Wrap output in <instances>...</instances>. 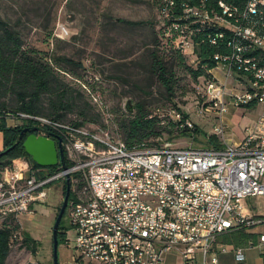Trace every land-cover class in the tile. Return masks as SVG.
Here are the masks:
<instances>
[{
    "label": "built area",
    "instance_id": "2783aa9c",
    "mask_svg": "<svg viewBox=\"0 0 264 264\" xmlns=\"http://www.w3.org/2000/svg\"><path fill=\"white\" fill-rule=\"evenodd\" d=\"M161 6L165 47L195 57L194 36L203 32L202 42L230 49L214 55L211 77H201L196 85L200 110L219 119L212 133L222 137L224 147H178L164 139L153 147H130L108 130L0 112V120H34L62 139L66 168L59 165L44 177H37L39 169L25 172L26 165L5 169L0 215L31 214L46 201V187L69 175L74 194L69 224L77 251L70 263L164 264L173 254L179 264H218L211 251L220 234L264 220L244 211L246 198L264 195V0H180V5L162 0ZM212 24H221L222 34L209 32ZM244 105H260L261 113L242 139L227 143L224 113ZM173 114L182 119L181 112ZM181 126L194 128L188 118ZM235 254L241 260L242 248Z\"/></svg>",
    "mask_w": 264,
    "mask_h": 264
},
{
    "label": "rangeland",
    "instance_id": "374dc122",
    "mask_svg": "<svg viewBox=\"0 0 264 264\" xmlns=\"http://www.w3.org/2000/svg\"><path fill=\"white\" fill-rule=\"evenodd\" d=\"M0 17L19 32L24 46L47 48L45 39L51 31L50 48L82 63V66L65 63L54 67L59 88L40 95L39 117L50 118V101L65 90L66 100L75 101L69 102L72 106L63 111L64 117L59 122L73 124L85 120L82 127L108 130L122 139L120 122L134 113L135 103L144 101L147 109L159 114L164 122L173 119V108H180L198 129L190 131L192 136L173 132L169 138L170 135L164 133V140L178 147H210L208 139L219 119L212 112L201 111L202 105L197 103L195 81L187 69V66L196 67L195 57L185 55L184 65L175 67L173 100L163 94L161 84L149 73L148 49L156 48L169 57L178 55L174 49L162 45L156 0H0ZM214 73L223 80L222 71ZM18 91L19 88H1L0 104H6L7 110H15ZM92 96L101 99L105 107ZM261 110L260 105L229 106L223 116L226 142L239 141ZM80 111H84V115ZM4 122L15 127L23 124L24 118H7ZM217 137L223 142L222 137ZM16 164L26 165L25 172L31 170L23 157L14 159L12 167ZM64 183L63 180L51 182L46 187V201L37 204L31 214L16 219L21 229L29 232L39 245L32 252L20 239L15 241L6 264H54L52 228L64 198ZM244 202L247 206L254 203L258 209H264V195L248 197ZM69 206L63 217L68 225V229H63L65 240L58 245L59 264H70L77 255L75 233L69 224ZM4 220L0 215V225ZM176 259L168 255L164 264H176ZM84 264L100 263L84 261Z\"/></svg>",
    "mask_w": 264,
    "mask_h": 264
},
{
    "label": "trees",
    "instance_id": "16d2710c",
    "mask_svg": "<svg viewBox=\"0 0 264 264\" xmlns=\"http://www.w3.org/2000/svg\"><path fill=\"white\" fill-rule=\"evenodd\" d=\"M158 3V12L161 9V1ZM180 5V0H176ZM177 11L178 8L176 7ZM213 32V30H209ZM203 32H196L194 39V55L196 67L187 66L195 81V88L201 77H211L210 70L217 66V61L214 59L216 53L227 54L230 49L224 43L217 45L211 44L209 41L202 42ZM52 32H48L47 42L48 47L45 49H38L31 46H24L22 37L7 21L0 17V89L1 88H19L17 106L15 110H7L6 104H0V112L12 111L15 113H25L33 116H40V95L47 92H52L59 84L58 75L54 67L63 66V64H70L75 66H82V63L76 62L73 59L58 54L50 48ZM161 38V35H160ZM162 41V45L165 44ZM167 48V47H165ZM168 48L174 49L178 55H162L156 48L148 49V66L151 77L156 78L163 88V94L169 99L173 100L176 91V72L175 67L184 65L185 54L179 49L170 46ZM167 48V49H168ZM57 87L55 90H57ZM197 90V88H196ZM66 92L57 95L56 100L50 101L49 119L60 121L64 117L63 111L69 110L72 106L70 101H75L73 98L66 100ZM174 105H177L174 103ZM134 113L120 122V128L123 141L130 147L140 146L146 144L148 147L158 145L163 139V134L171 135L177 132L180 136H192L190 131L198 129L181 126L182 121L187 118L180 108H173L172 111H179L182 114V119H173L164 122L165 120L159 114H153L147 109V104L144 101H139L134 105ZM84 115V111H80ZM30 123L39 122L34 120H24ZM76 126L85 124V120L76 121L73 123ZM0 131L4 133V148L5 150L14 145L18 141V136L21 131V125L15 127H8L4 120H0ZM22 139L11 150L0 156V178L6 168H12L14 159L23 157L31 165V170L39 169L37 177H44L54 174L60 163L57 166L42 168L26 153L22 146ZM210 147L221 148L224 147V142L220 141L216 135L210 136L208 139ZM0 151V152H1ZM66 163L69 161L66 158ZM28 173L27 175H29ZM65 182V181H64ZM66 183L63 186V193L65 194ZM74 194L71 189L68 204L73 200ZM69 206V205H68ZM67 206V207H68ZM67 210V209H66ZM66 212V211H65ZM65 214V213H64ZM64 217V215H63ZM68 229L63 218L59 225L58 245L65 240V233L63 229ZM22 241L32 252L38 248V241L27 231L21 229L20 224L13 216L5 217V220L0 225V264H6L7 257L10 254L13 243L15 241Z\"/></svg>",
    "mask_w": 264,
    "mask_h": 264
},
{
    "label": "water",
    "instance_id": "95a60500",
    "mask_svg": "<svg viewBox=\"0 0 264 264\" xmlns=\"http://www.w3.org/2000/svg\"><path fill=\"white\" fill-rule=\"evenodd\" d=\"M26 132H29V135H27V137H25V139L23 140L22 146L25 149L26 153L30 156L32 161H34L42 168L57 166L59 163L63 168L67 167L61 137L45 129L43 126H32V127L22 128L19 133L18 141L9 148L1 151L0 156L4 153H7L19 141H21L23 134ZM65 183H66V190L62 201V205L60 207V210L57 214L56 220L52 228L54 264H59L58 232H59L60 222L68 206V201L71 192V180L69 175L66 176ZM70 264H79V263H70Z\"/></svg>",
    "mask_w": 264,
    "mask_h": 264
},
{
    "label": "crops",
    "instance_id": "0c3cea01",
    "mask_svg": "<svg viewBox=\"0 0 264 264\" xmlns=\"http://www.w3.org/2000/svg\"><path fill=\"white\" fill-rule=\"evenodd\" d=\"M252 106L256 107L257 105ZM3 148L4 133L0 131V151ZM244 211L252 217H264V209H258L254 203L247 206L244 202ZM263 236L264 220L248 227L226 231L218 236L217 243L214 244L211 254L217 255L218 264H264ZM222 248L226 250L222 251ZM236 248H242L243 250V258L241 260L236 257ZM179 262L176 259V264H179Z\"/></svg>",
    "mask_w": 264,
    "mask_h": 264
},
{
    "label": "flooded vegetation",
    "instance_id": "af4514ba",
    "mask_svg": "<svg viewBox=\"0 0 264 264\" xmlns=\"http://www.w3.org/2000/svg\"><path fill=\"white\" fill-rule=\"evenodd\" d=\"M32 126H39V124H37V123H30V122L24 121V123L21 124V129L22 128H25V127H32ZM27 135H29V132L24 133L22 139H25V137H27ZM18 139H19V136H18Z\"/></svg>",
    "mask_w": 264,
    "mask_h": 264
},
{
    "label": "bare ground",
    "instance_id": "6f19581e",
    "mask_svg": "<svg viewBox=\"0 0 264 264\" xmlns=\"http://www.w3.org/2000/svg\"><path fill=\"white\" fill-rule=\"evenodd\" d=\"M213 30L212 34H222V26L221 24H212L211 31Z\"/></svg>",
    "mask_w": 264,
    "mask_h": 264
}]
</instances>
